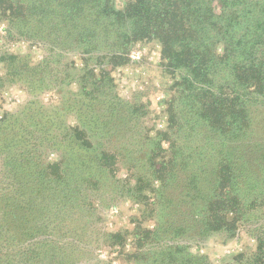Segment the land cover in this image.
<instances>
[{
	"label": "trees",
	"instance_id": "16d2710c",
	"mask_svg": "<svg viewBox=\"0 0 264 264\" xmlns=\"http://www.w3.org/2000/svg\"><path fill=\"white\" fill-rule=\"evenodd\" d=\"M0 11L10 36L45 50L36 62L30 53L0 51V82L20 83L31 93L54 90L62 99L54 109L67 103L76 119L67 125L57 119L64 126L56 129L23 123L25 110L0 119V264H73L78 258L80 249L65 237L77 230L92 189L117 177L121 152L118 138L111 141L114 132L126 137L144 115L119 97L112 73L129 61L137 42L157 40L161 64L177 80L168 130L149 136L142 158L148 169L134 189L163 191L177 165L197 156L202 233L233 236L240 220L264 205V134L255 135L251 113L252 105L264 104V0H129L122 9L113 0H0ZM122 119H129L127 129H119ZM53 152L58 159H50ZM144 176L153 184L143 185ZM107 235L115 237L112 244L122 238ZM256 239L249 258L228 264H264V231ZM178 251L164 264H209Z\"/></svg>",
	"mask_w": 264,
	"mask_h": 264
},
{
	"label": "rangeland",
	"instance_id": "374dc122",
	"mask_svg": "<svg viewBox=\"0 0 264 264\" xmlns=\"http://www.w3.org/2000/svg\"><path fill=\"white\" fill-rule=\"evenodd\" d=\"M128 1L113 0L121 9ZM8 27L9 23L0 11V51L21 55L30 53L35 62L43 58L45 50L39 43L33 44L22 37L10 36ZM129 57L126 64L114 68L112 72L115 91L121 99L138 104L140 111L137 113L144 115L140 116L134 129L126 133V137L120 131L114 132L111 141L118 138L115 144L120 147V168L112 183L102 185L97 192L92 189L88 210L82 213L81 220L76 221L77 230L72 236L65 237L69 245L80 249L73 264H164L168 262L166 256L177 248V254L187 251L195 257L204 256L209 264L246 260L256 250V235L264 231V205L254 208V214L240 220L233 236L224 231L202 233L200 222L205 211L198 201V185L201 186L202 182L198 181L197 156L187 160L186 165H177L172 181L163 191L153 194L147 189L142 193L134 189L139 175H146L148 169L145 167L147 158H142L148 147L149 136L156 137L168 130V107L177 76L162 66L161 45L157 40L135 43ZM72 58L80 67L79 57L72 55ZM3 73L0 64V76ZM69 88L74 91L76 84L73 83ZM63 94L64 101L69 94ZM59 103H62V99L54 90L31 93L20 83L0 82V119L8 112L25 110L23 123L33 124L37 128L56 129L58 125H63L59 123L63 120L65 125L74 124L75 111L67 103L62 105L64 113L56 111L54 106ZM28 108L30 114L26 117ZM251 113L255 119V135L264 134V104L252 105ZM46 114L55 119L52 124L48 123ZM122 120L124 123L119 124V129H127L129 125L126 122L129 119ZM180 132L175 131L173 137L187 148L184 149L186 152L188 147L184 145V137ZM169 143L165 142L163 147L167 149L165 154L171 156ZM191 149L196 151L198 147ZM58 158L56 152L50 154L51 160ZM187 171H190L191 180L188 179ZM149 183L153 184V181L146 178L143 185ZM156 186L159 187L160 183L156 182ZM143 194L148 198H144ZM156 229L162 230L161 233H156ZM148 231H151L150 235ZM109 233L122 234L121 240L117 242L119 244L111 243L116 239L109 237Z\"/></svg>",
	"mask_w": 264,
	"mask_h": 264
}]
</instances>
